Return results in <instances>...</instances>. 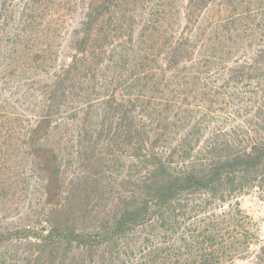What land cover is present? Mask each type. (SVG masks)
<instances>
[{"label":"trees","instance_id":"obj_1","mask_svg":"<svg viewBox=\"0 0 264 264\" xmlns=\"http://www.w3.org/2000/svg\"><path fill=\"white\" fill-rule=\"evenodd\" d=\"M113 2L85 1L84 19L71 39L75 48L72 60L54 70L53 81L43 86V101L33 111L34 124L24 130V138L39 151L38 163L43 165L40 173L46 174L47 181L58 180L61 175L64 144L79 143L80 158L95 131L104 126L129 139L130 151L147 162V173L134 189L104 210L101 217L81 221L76 214L69 215L66 204H61L39 225L26 223L1 228L0 264L221 263V254L216 255L217 262L212 260L213 253L209 250L195 255L191 246L184 258L175 250L172 256L166 254L158 242L149 243L151 232L178 225L181 216L193 211L191 200L197 195L210 203H224L230 197L256 191L264 200V49L252 53L251 49L244 54L239 46L228 52L229 59L218 68L225 86L218 94L229 97L235 108L226 112V118L218 111L213 112L210 118L217 124L202 122L206 117L203 110H197L198 104L180 102L188 106L186 113L196 108L202 121L191 130L190 138L178 140L180 145L176 147L164 135L166 126L160 125L171 116L161 115L156 106L172 102L163 100V93L165 87L179 85L181 74L185 88L194 84L193 95L184 90L185 96L201 100L209 97L213 103L211 85L201 84L207 78L209 62L202 60L200 50L181 43L166 52L169 56L166 68L153 66L141 71L135 64L131 71L134 83L124 89L122 75L112 72L118 66H128L130 59L104 42L110 34L101 27ZM4 5L5 0L1 6ZM12 54L16 55L17 49ZM3 65L9 68L8 63ZM160 78L167 81L161 89ZM139 100L149 105L140 104L139 110ZM11 113L0 110V122L26 118L25 114ZM223 119L237 122L225 126L218 123ZM88 137L90 140L85 142ZM58 145L61 150L55 149ZM47 155L53 159L48 161ZM57 155L61 157L59 162L55 161ZM66 155L67 159L71 157L68 152ZM77 175L82 177L81 173ZM134 235L135 238L131 237ZM153 239L150 241L154 242ZM131 240L139 247V258L135 257ZM173 256L179 258L173 261Z\"/></svg>","mask_w":264,"mask_h":264},{"label":"rangeland","instance_id":"obj_2","mask_svg":"<svg viewBox=\"0 0 264 264\" xmlns=\"http://www.w3.org/2000/svg\"><path fill=\"white\" fill-rule=\"evenodd\" d=\"M3 1L0 0V110L25 114L26 118L0 122V229L38 224L61 204H66L68 214H76L81 221L101 217L147 173V162L130 151L129 139L104 126L95 131L80 158V146L75 141L64 144L63 150L55 146L71 157L67 159L64 154L59 179L47 181L46 174L40 173L43 165L38 163L39 151L24 138V130L34 124L33 111L43 101V86L53 81L54 70L72 60L75 48L71 39L84 19L86 0H5L1 6ZM101 27L110 34L104 42L130 59L128 66H118L112 72L122 75L124 89L134 83L131 71L135 64L141 71L153 66L166 68V52L181 43L200 50L202 60L209 62L207 78L201 84L211 85L213 103L209 97L193 99L194 84L185 88L181 74L179 85L165 87L163 93V100L172 102L156 106L161 115L171 116L160 125L166 126L164 135L178 147V140L187 141L191 130L202 121L196 108L186 113L188 106L181 105V101L198 104L206 125L217 124L210 118L213 112L224 116L235 108L229 97L218 94L225 90L218 68L229 59L228 52L233 48L240 46L244 54L264 49V0H114ZM14 49L17 54L11 55ZM143 63L147 66L143 67ZM159 81L160 89L167 85L166 78ZM184 90L192 95L185 96ZM138 102L139 110L140 104L149 105L143 100ZM236 122L218 121L225 126ZM57 158L59 162L61 157ZM46 159L52 160L53 156L47 155ZM191 204L193 211L181 216L178 225L152 230L150 239H155H149V243L158 242L171 256L175 250L180 257H187L191 246L195 255L209 250L217 262L216 255L221 254L222 262L215 264H264V200L258 192L233 196L224 203H210L197 195ZM132 244L139 258V247ZM228 255L233 256L227 258ZM171 258L175 261L179 257Z\"/></svg>","mask_w":264,"mask_h":264}]
</instances>
